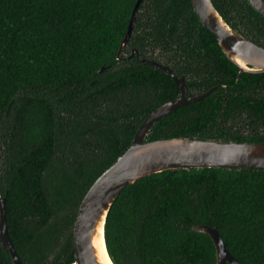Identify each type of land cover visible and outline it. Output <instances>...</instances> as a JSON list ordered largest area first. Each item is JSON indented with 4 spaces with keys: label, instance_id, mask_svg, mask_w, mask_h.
<instances>
[{
    "label": "trees",
    "instance_id": "obj_1",
    "mask_svg": "<svg viewBox=\"0 0 264 264\" xmlns=\"http://www.w3.org/2000/svg\"><path fill=\"white\" fill-rule=\"evenodd\" d=\"M134 1L0 0V194L24 264L73 260L81 196L145 115L178 96L171 76L142 58L183 76L186 95L213 86L158 116L145 140L264 141V71L238 73L190 0H140L119 48ZM210 1L233 30L264 46V15L247 0ZM197 223L215 226L242 264H264V167L140 177L112 200L103 239L113 264H216ZM0 264H12L1 244Z\"/></svg>",
    "mask_w": 264,
    "mask_h": 264
},
{
    "label": "water",
    "instance_id": "obj_2",
    "mask_svg": "<svg viewBox=\"0 0 264 264\" xmlns=\"http://www.w3.org/2000/svg\"><path fill=\"white\" fill-rule=\"evenodd\" d=\"M135 0L119 48L128 38L136 8ZM264 15V0H247ZM200 23L210 30L224 55L242 71H264V46L233 30L213 7L210 0H190ZM146 63L166 71L179 88L177 97L166 100L150 110L138 124L129 144L89 184L81 196L71 226L74 258L68 264H100L95 257L91 236L99 222L103 239V222L107 209L118 192L127 184L147 174L168 168L187 167H264V141H235L214 138L170 136L145 140L150 124L160 115L203 97L213 86L186 95L183 76H176L166 65L153 59ZM242 61L241 65L238 61ZM99 66L97 71H101ZM10 102L7 104L8 110ZM5 202L0 194V244L10 255L12 264H24L16 253L5 224ZM193 228L206 232L214 247L216 264H242L224 246L215 226L197 223ZM108 256V254H107ZM109 258V256H108ZM112 263L111 259L109 258ZM113 264V263H112Z\"/></svg>",
    "mask_w": 264,
    "mask_h": 264
},
{
    "label": "bare ground",
    "instance_id": "obj_3",
    "mask_svg": "<svg viewBox=\"0 0 264 264\" xmlns=\"http://www.w3.org/2000/svg\"><path fill=\"white\" fill-rule=\"evenodd\" d=\"M243 65L242 61H238ZM91 243L93 245L94 254L100 264H112L105 252L102 234H101V222H99L95 228L94 233L91 236Z\"/></svg>",
    "mask_w": 264,
    "mask_h": 264
}]
</instances>
